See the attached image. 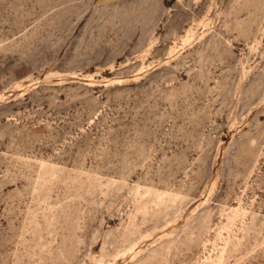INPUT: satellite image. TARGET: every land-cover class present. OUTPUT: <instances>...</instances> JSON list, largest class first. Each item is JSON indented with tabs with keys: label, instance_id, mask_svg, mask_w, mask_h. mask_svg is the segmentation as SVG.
<instances>
[{
	"label": "rangeland",
	"instance_id": "1",
	"mask_svg": "<svg viewBox=\"0 0 264 264\" xmlns=\"http://www.w3.org/2000/svg\"><path fill=\"white\" fill-rule=\"evenodd\" d=\"M0 264H264V0H0Z\"/></svg>",
	"mask_w": 264,
	"mask_h": 264
}]
</instances>
